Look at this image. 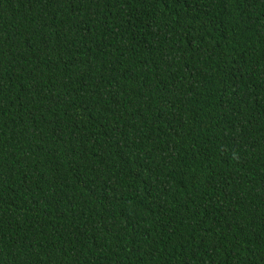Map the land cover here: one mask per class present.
Segmentation results:
<instances>
[{"label":"trees","instance_id":"obj_1","mask_svg":"<svg viewBox=\"0 0 264 264\" xmlns=\"http://www.w3.org/2000/svg\"><path fill=\"white\" fill-rule=\"evenodd\" d=\"M0 264H264V0H0Z\"/></svg>","mask_w":264,"mask_h":264}]
</instances>
